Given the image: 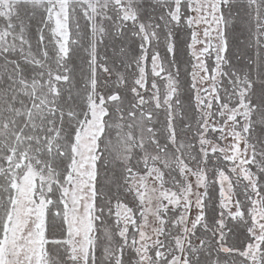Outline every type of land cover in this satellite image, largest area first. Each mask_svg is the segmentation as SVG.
I'll return each mask as SVG.
<instances>
[{
	"label": "snow or ice",
	"instance_id": "obj_1",
	"mask_svg": "<svg viewBox=\"0 0 264 264\" xmlns=\"http://www.w3.org/2000/svg\"><path fill=\"white\" fill-rule=\"evenodd\" d=\"M0 264H264V0H0Z\"/></svg>",
	"mask_w": 264,
	"mask_h": 264
}]
</instances>
